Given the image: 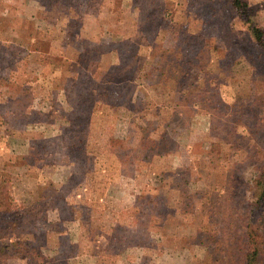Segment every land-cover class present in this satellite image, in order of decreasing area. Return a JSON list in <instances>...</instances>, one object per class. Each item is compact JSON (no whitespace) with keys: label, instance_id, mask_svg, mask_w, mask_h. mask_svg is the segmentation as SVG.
<instances>
[{"label":"rangeland","instance_id":"obj_1","mask_svg":"<svg viewBox=\"0 0 264 264\" xmlns=\"http://www.w3.org/2000/svg\"><path fill=\"white\" fill-rule=\"evenodd\" d=\"M245 1L0 0V264H264Z\"/></svg>","mask_w":264,"mask_h":264},{"label":"trees","instance_id":"obj_2","mask_svg":"<svg viewBox=\"0 0 264 264\" xmlns=\"http://www.w3.org/2000/svg\"><path fill=\"white\" fill-rule=\"evenodd\" d=\"M231 1H232V5L238 11H241V13H243V12H245L247 10L248 4H247V2L245 0H231ZM250 30H251L252 35L256 38V40L260 44L262 50L264 51V31H263V29L260 28V27L251 26ZM214 97H215V95H214ZM208 100L209 101L213 100V101H211L213 103L214 102H221V101H218L217 98L214 99L213 97H211ZM258 183L261 185V189H259L258 193H257V199L258 200L254 204V205H256V207L262 206L263 205L262 203L264 202V168L262 169V172H261V174L259 176ZM9 205L4 210H6L11 215H13L14 218L7 222V226H8L7 229H9L8 232H6L7 229H6V227L4 225H0V237L2 235H5L6 233H8V234L10 233L11 234V231H13L14 229L17 228V222L24 226L27 223V220H28V215L27 214L19 215L17 217V210H16L17 209V204H16V202L14 201L13 198H10ZM35 206H37V204H33V206L32 207L30 206V208L33 209V208H35ZM11 209H13V210H11ZM248 235H249V237H251L250 242L252 243V246L249 248V251H248V253L246 255L247 264H254L256 262L260 263V262H262L263 248H262V243L258 242V241H260L262 239V234L259 233V231L256 228H253L248 233ZM256 235L258 237H255ZM254 238L257 240L256 245H255ZM15 243H17V242H15ZM10 254L11 253H9L8 255H10ZM6 255H7V251H6L5 247L4 246H0V257L5 259Z\"/></svg>","mask_w":264,"mask_h":264}]
</instances>
